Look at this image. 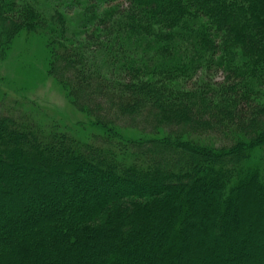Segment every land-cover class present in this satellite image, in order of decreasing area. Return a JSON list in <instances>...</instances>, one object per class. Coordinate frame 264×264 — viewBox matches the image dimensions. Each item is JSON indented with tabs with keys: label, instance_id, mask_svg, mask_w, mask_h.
Segmentation results:
<instances>
[{
	"label": "trees",
	"instance_id": "16d2710c",
	"mask_svg": "<svg viewBox=\"0 0 264 264\" xmlns=\"http://www.w3.org/2000/svg\"><path fill=\"white\" fill-rule=\"evenodd\" d=\"M22 32L88 123L0 109V264H264V0H0Z\"/></svg>",
	"mask_w": 264,
	"mask_h": 264
},
{
	"label": "rangeland",
	"instance_id": "374dc122",
	"mask_svg": "<svg viewBox=\"0 0 264 264\" xmlns=\"http://www.w3.org/2000/svg\"><path fill=\"white\" fill-rule=\"evenodd\" d=\"M44 56L45 50L33 37L22 32L15 38L0 62V109L13 101L33 102L70 125L88 123L48 74Z\"/></svg>",
	"mask_w": 264,
	"mask_h": 264
}]
</instances>
